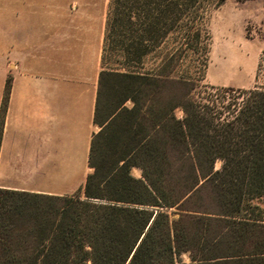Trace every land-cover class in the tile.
Masks as SVG:
<instances>
[{"label": "trees", "instance_id": "1", "mask_svg": "<svg viewBox=\"0 0 264 264\" xmlns=\"http://www.w3.org/2000/svg\"><path fill=\"white\" fill-rule=\"evenodd\" d=\"M224 2L108 1L90 172L71 195L0 188V264H264V89L192 95L173 75Z\"/></svg>", "mask_w": 264, "mask_h": 264}, {"label": "crops", "instance_id": "2", "mask_svg": "<svg viewBox=\"0 0 264 264\" xmlns=\"http://www.w3.org/2000/svg\"><path fill=\"white\" fill-rule=\"evenodd\" d=\"M53 1L0 0V188L71 195L90 172L102 20Z\"/></svg>", "mask_w": 264, "mask_h": 264}, {"label": "rangeland", "instance_id": "3", "mask_svg": "<svg viewBox=\"0 0 264 264\" xmlns=\"http://www.w3.org/2000/svg\"><path fill=\"white\" fill-rule=\"evenodd\" d=\"M108 1L54 0L53 9L54 12L66 15L86 12L99 15L103 37V19L106 18ZM67 24L78 28L87 23L73 21ZM204 28L206 54L201 51L186 52L173 73L195 85L192 95L203 94L211 88H231L234 92L228 91L230 96H236L239 89H264V0H225L220 7L209 11ZM163 53L164 51L157 50L146 55L142 61L143 69L156 71ZM115 57L116 55H112L111 64L107 62L106 66L112 65ZM125 105L130 106V103ZM175 115L181 118L183 111L177 108ZM220 165L221 162L216 161L214 169H219ZM131 174L138 178L141 172L138 168H132ZM258 204L264 211V198ZM171 211L173 209H169ZM170 216L176 218L178 213ZM178 259L181 264H196L189 253H182Z\"/></svg>", "mask_w": 264, "mask_h": 264}]
</instances>
